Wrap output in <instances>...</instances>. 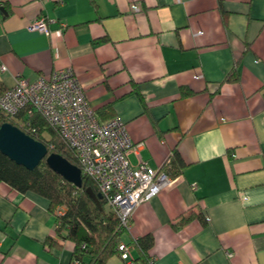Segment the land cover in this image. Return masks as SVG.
<instances>
[{"label": "crops", "instance_id": "1", "mask_svg": "<svg viewBox=\"0 0 264 264\" xmlns=\"http://www.w3.org/2000/svg\"><path fill=\"white\" fill-rule=\"evenodd\" d=\"M0 7L3 86L70 67L97 118L120 117L153 169L174 153L170 184L134 208L122 233L135 259L134 240L150 234L154 264H264V0ZM39 16L48 32L29 29ZM190 213L199 216L178 225ZM72 248L44 196L0 182V264H70Z\"/></svg>", "mask_w": 264, "mask_h": 264}, {"label": "built area", "instance_id": "2", "mask_svg": "<svg viewBox=\"0 0 264 264\" xmlns=\"http://www.w3.org/2000/svg\"><path fill=\"white\" fill-rule=\"evenodd\" d=\"M133 7L138 9L136 4ZM29 29L44 33L49 30L43 16L34 19ZM5 69V65L0 66V71ZM26 108L36 111L71 150L82 175L93 180L101 200L117 215L122 232L129 230L134 208L170 184L164 168L169 159L161 169H153L140 156L144 142L130 139L120 117L97 118L82 83L70 67L56 69L48 77L40 75L34 81L17 75L12 87L0 94V109L14 118ZM22 124L37 135L29 119ZM130 153L138 156L135 164L129 159ZM131 245L122 240L118 243L121 264H154L152 258L145 262L136 260L131 255ZM227 255L231 252L227 251Z\"/></svg>", "mask_w": 264, "mask_h": 264}, {"label": "trees", "instance_id": "3", "mask_svg": "<svg viewBox=\"0 0 264 264\" xmlns=\"http://www.w3.org/2000/svg\"><path fill=\"white\" fill-rule=\"evenodd\" d=\"M230 74V73H229ZM229 77V75H228ZM6 89L0 80V94ZM183 94L189 93L183 89ZM29 119L36 129L37 135L24 129L23 120ZM109 119V118H107ZM105 120V119H103ZM8 121L19 126L25 133L32 135L38 141H42L49 153L56 152L67 158L77 166V160L71 150L61 142L57 132L33 110L25 109L14 118L8 117L0 109V126ZM54 144L50 147V144ZM174 153L165 165L167 174L172 170ZM83 185L76 188L72 183L63 180L54 170L50 169L45 159L32 170L10 160L0 152V182L8 183L12 188L22 193L34 192L44 196L49 205V210L55 217L56 235L73 243V259L70 264H106L109 257L117 254V245L122 240V230L118 226V217L100 200L101 206L94 202L85 191L86 187H92L96 192V186L92 179L82 175ZM199 216L190 213L179 219L178 225L187 223L191 218ZM202 220L206 218L202 216ZM45 242L52 243L51 238ZM141 255L136 260L145 262L150 247L153 245V236L146 234L137 239Z\"/></svg>", "mask_w": 264, "mask_h": 264}, {"label": "water", "instance_id": "4", "mask_svg": "<svg viewBox=\"0 0 264 264\" xmlns=\"http://www.w3.org/2000/svg\"><path fill=\"white\" fill-rule=\"evenodd\" d=\"M0 13L4 9L0 7ZM0 152L13 162L32 170L45 159L46 165L54 170L63 180L72 183L76 188L82 187L83 179L81 168L71 163L67 158L56 152L49 153L47 146L25 133L19 126L8 121L0 126ZM85 191L92 197L95 203L101 206V194L86 187Z\"/></svg>", "mask_w": 264, "mask_h": 264}]
</instances>
